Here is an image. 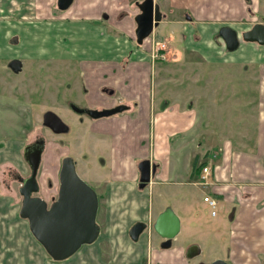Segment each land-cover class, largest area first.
I'll use <instances>...</instances> for the list:
<instances>
[{
    "label": "crops",
    "instance_id": "0c3cea01",
    "mask_svg": "<svg viewBox=\"0 0 264 264\" xmlns=\"http://www.w3.org/2000/svg\"><path fill=\"white\" fill-rule=\"evenodd\" d=\"M35 1L36 13L31 11L34 1L30 2L25 18L36 16L43 19L45 26L57 24L68 32L70 30L65 46L70 42L74 44L70 49L73 56L119 62L136 57L141 62H150L151 40L149 50L147 46L140 48L132 32L137 26L136 21L131 20L130 28H127L131 18L129 6L136 17L140 12L138 3L143 0H74L55 20H52L55 0ZM157 2L165 17L156 28V36L161 40L177 39L184 47L182 51L173 50L177 57L171 59L172 65L184 56L188 65L206 63L208 67L234 73L228 81L214 79L210 83L205 81L203 86L204 93L210 89L215 91L214 105L219 89L241 91L242 96H232L237 105L234 104V128H231L230 118L228 124L221 121L217 127L214 122L211 127V124L204 125L205 116L199 124L200 116L194 103L183 101L180 96L183 92L173 81H166L162 88L164 93L154 101L150 92L141 96V87L135 81L104 80L108 85L121 88L123 100L130 106L123 113L92 124L90 145L95 148L94 143H101L102 150L96 157L101 155L107 159L104 167L108 174L106 171H103V177L93 174L98 187L106 194L105 225L97 241L55 264H144L147 259L151 260L150 264H186L179 246L163 249L159 245L160 238L150 240L149 232L142 233L138 241L130 237L132 224L154 215L149 203V188L142 190L137 184L141 173L137 164L148 154L159 165L150 185L171 186L167 190L170 193L177 190L175 186L183 184L200 186L201 170H195V162L198 167L200 164L211 166L212 185L207 189L211 195L224 196L222 210L229 212L231 225L227 254L225 258H218L228 264H264V45L243 38L244 32L262 21L255 13L264 9L260 2L256 11L257 0ZM110 6L113 7L108 17L101 19L102 11ZM116 15L123 17L125 29H116ZM224 26L238 31V49H227L219 34ZM163 29L170 30L169 37L161 36ZM111 42L116 43L112 48ZM217 77L222 78L221 75ZM255 79L259 80L257 84ZM132 94L134 96L130 97ZM224 102L228 103L226 98ZM142 145L145 150L132 154L130 159L123 158L126 150L133 152ZM221 231L217 227L216 232L221 234ZM106 242L111 248L109 256L104 255Z\"/></svg>",
    "mask_w": 264,
    "mask_h": 264
},
{
    "label": "rangeland",
    "instance_id": "374dc122",
    "mask_svg": "<svg viewBox=\"0 0 264 264\" xmlns=\"http://www.w3.org/2000/svg\"><path fill=\"white\" fill-rule=\"evenodd\" d=\"M33 1L31 11L36 13L35 3L37 2L35 0H26L25 10L27 11L26 7ZM260 2L264 9V0H257L256 11ZM111 7L113 6L102 11L101 19L108 17ZM67 10L54 7L53 20L58 19ZM128 11L131 18L128 20L127 28H130L131 20L136 21V17L131 5ZM13 12L14 10L11 13ZM11 13L1 14L0 12V264H55L44 247L33 236L28 221L20 216L22 197L19 194L18 176L30 175V168L23 153L28 143L41 136L45 139L46 146L39 174L46 193H53L60 182L58 172L61 168V159L67 155L80 159L77 167L79 175L95 190H98V182L93 174L103 177V171L108 174V169L104 167L103 170L102 165L99 164L101 162L96 158L102 150L101 143H94L97 146L95 148L90 145L91 127L89 125H92L94 120L86 113L79 114L73 111L70 103L86 109H88L87 106L94 105L97 99L100 104L104 103L101 100L106 101L108 97L102 93V86L106 85L103 77L108 82L113 80L122 83L135 81L141 87L139 90L142 93L141 96L144 97L143 94L153 92L154 101L159 99L160 93H164L162 92L163 85L169 80L179 84L178 90L183 92L180 95L183 101L194 103L198 116H200L199 124L203 123L205 116L204 125L211 124V127L214 122L217 127L221 121L228 124L227 121L230 118L231 128H234V108L237 105L232 96L240 97L243 94L238 89L221 88L218 91L217 103L214 105L215 91L210 89L204 93L205 81L209 83L214 79L222 82L228 81L234 73L208 67L206 63L188 65L184 56L183 60L172 65L170 60L177 56L170 55L168 64L157 62L154 69L150 62H141L138 59L128 62L126 59L122 62L113 59L107 60L108 62L97 60L93 63L94 60L83 58L82 62H77L78 60H75L70 53L74 44L70 42L68 46H65L71 34L70 30L68 32L66 28H61L57 24L45 26L42 24L43 19L36 16L26 17L25 24L13 17L4 16ZM255 16L258 19L264 17V10ZM122 19L123 17L119 18L118 15L114 18L116 29L126 28V22ZM135 29L132 30L134 37H136ZM85 34L86 32L78 36ZM89 34L93 35L90 32ZM169 35V29L162 30L161 36L169 37ZM150 37L143 45V47L147 46L148 50ZM166 41L173 50L178 48L182 51L184 48L177 39H166ZM114 44L116 43H110L111 48ZM13 58L23 61L24 69L18 73L7 65L8 61ZM120 63L126 66L123 67ZM78 64L80 66L78 71H80L75 76L72 69ZM100 67L102 68L99 70ZM221 70L223 71L220 73ZM219 75L222 78L217 77ZM259 80L255 79L256 84ZM67 82H70L71 88L66 85ZM133 96L132 94L130 97ZM225 98L227 104L224 102ZM49 111L59 115L68 128L66 131L54 133L43 125V116ZM137 148L139 149L133 152L126 150L122 155L123 158L130 159L132 154L139 153L142 149L145 150L143 145ZM86 152L90 155L88 156L90 163L86 162L90 165L89 167L85 166L83 159L85 158L83 154ZM202 181L201 176L198 181L199 187L189 184L175 186L177 190L173 189L172 193L167 191L171 186L165 184H152L148 187L153 217L157 215V212H161L162 206H166V208L171 207L181 218V232L174 244L183 250L184 260H186L184 250L189 245L198 244L202 249L201 256L196 258L192 264H198L200 261L211 264L219 256L225 258L230 235L229 227H231L229 212L222 210L221 202L225 200L224 196L222 194L213 195L219 203L217 208L219 216L213 217L210 207L203 201L204 192H210L207 189L209 186L203 187ZM209 181L212 183L211 177ZM48 182L52 183L53 188L50 189ZM101 189L99 188V193H102ZM105 205L106 202L102 199V207L98 214V222L102 224L104 213L105 215L107 213ZM217 227L222 229L221 234L216 232ZM149 233L150 240L159 239L158 234L152 228ZM105 247L104 255L109 256L111 248L107 242ZM150 261L147 259L144 264H150Z\"/></svg>",
    "mask_w": 264,
    "mask_h": 264
},
{
    "label": "water",
    "instance_id": "95a60500",
    "mask_svg": "<svg viewBox=\"0 0 264 264\" xmlns=\"http://www.w3.org/2000/svg\"><path fill=\"white\" fill-rule=\"evenodd\" d=\"M74 0H58L61 10L69 8ZM140 13L136 17L137 42L142 44L149 37L154 28L164 17L160 4L156 0H144L138 4ZM220 34L229 51L240 46L239 33L231 26H224ZM243 38L249 42L264 45V20L257 22L243 33ZM19 67L13 70L18 73L22 70L21 61H15ZM125 106L104 111L89 110L93 118L114 115L125 110ZM84 111V110H82ZM45 125L56 132L66 131L68 128L61 118L54 112L44 115ZM44 143L27 145L24 158L30 166L31 174L24 179L21 194L24 196L20 216L27 220L30 230L37 241L44 247L47 254L55 261L67 260L75 255L84 245L94 243L100 235V225L97 222L100 200L96 190L79 175L75 161L72 157L64 160L60 171V189L58 199L48 208V202L40 196H33L40 191L38 174L41 166ZM141 171L140 188L151 183V175L156 173V167H151L149 160L139 165ZM148 224L137 221L130 229V237L138 241L141 234L147 230ZM153 229L162 238H165L163 248L171 247L173 239L181 232V218L171 208L167 207L157 216ZM188 256L193 257L201 253L198 245L188 250ZM212 264H228L224 259L218 258Z\"/></svg>",
    "mask_w": 264,
    "mask_h": 264
},
{
    "label": "flooded vegetation",
    "instance_id": "af4514ba",
    "mask_svg": "<svg viewBox=\"0 0 264 264\" xmlns=\"http://www.w3.org/2000/svg\"><path fill=\"white\" fill-rule=\"evenodd\" d=\"M144 1V0H143ZM142 1V2H143ZM55 2V1H54ZM54 2H53V11H52V13L54 12V7H57V9H59V10H61L60 8H59V5H58V0H56V2H55V5H54ZM142 2H139V3H142ZM156 2H157V0H156ZM138 3V4H139ZM157 3H159V2H157ZM34 5V4H33ZM160 7H161V5H160ZM0 8H1V10H0V12H1V14H4V13H11L12 12V10H14V12L13 13H11L10 15L9 14H5L4 16H10V17H13V18H15V19H18V21L19 22H21L22 24H25V0H0ZM138 8H139V6H138ZM140 10V9H139ZM161 10H162V7H161ZM162 12H163V10H162ZM140 13V12H139ZM139 13L137 14V16L139 15ZM164 14V13H163ZM136 16V17H137ZM164 17H165V15H164ZM164 17L162 18V21L164 20ZM260 20L262 19V21L264 20V17H262V18H259ZM53 20V19H52ZM55 20V19H54ZM161 21V22H162ZM160 22V23H161ZM137 23V22H136ZM160 23H159V25H160ZM54 24V23H53ZM158 25V26H159ZM158 26L157 27H155L154 28V31L151 33V37H150V40H151V51H150V63H151V65H152V68L154 69L155 68V66H156V63L157 62H161V63H164V62H167V61H169V56L170 55H175L174 54V51H173V49H171L170 48V46H169V44L167 43V41L166 40H161V39H159L158 38V36H156V28H158ZM136 28H137V26H136ZM135 31H136V29H135ZM220 34V33H219ZM221 35V34H220ZM15 37L17 36V35H14ZM136 37V44H137V46L138 47H143V45L145 44V41H146V39L148 38H145L144 39V41H143V43L142 44H138V42H137V35H135ZM12 43H13V41H12ZM228 49V48H227ZM62 57H66V56H62ZM75 57V60H78L77 62H79V61H81L82 62V60H83V58H84V56H74ZM89 59H91V60H94V62L93 63H95V62H97V60H100L101 62H105V61H107V60H109V59H107V58H102V59H98V58H93V57H88ZM133 59H137L136 57H133V58H131L130 57V61L131 60H133ZM173 59V58H172ZM17 60H19V61H21V68H22V70L24 69V66H23V61L21 60V59H18V58H13V59H11V60H9L8 61V63H7V65H8V67L9 68H11L12 70H13V68L14 67H19V65L18 64H16V62L15 61H17ZM171 61V60H170ZM108 62V61H107ZM68 67H70V66H68ZM102 67H100L99 68V70L101 69ZM76 69V70H75ZM78 69H80V66H79V64H78V66L76 67L75 66V68L74 69H72V72L73 73H75V76H77L78 75V73H79V71H78ZM14 71V70H13ZM78 71V72H77ZM104 80H106L104 77H103V81ZM66 85H68L69 86V88H71V84H70V82H67L66 83ZM62 86V85H61ZM84 89V88H83ZM85 90V89H84ZM102 93L106 96V97H108V98H106V101L105 100H101L102 102H104V103H102V104H100L99 103V99H97L96 101H94V105H92V106H87V108L88 109H86V108H83V107H80V106H78V105H76V104H71L70 103V108L73 110V111H75V112H77V113H79V114H83V113H86L88 116H90V118L91 119H93L94 120V122L95 121H98V120H100V119H103V118H108V117H111V116H114V115H117V114H120V113H123V112H125V111H127L129 108H130V106L129 105H127V103L123 100V95H122V92L117 88V87H115V86H113V85H108V84H106V85H103L102 86ZM151 95H153V92H151L150 93ZM122 107V106H125L126 108H125V110H123V111H121V112H119V113H116V114H114V115H111V116H107V117H101V118H93V116H94V114L93 113H89V110H97V111H104V110H107V109H115V108H117V107ZM82 110H84V111H82ZM47 113V112H46ZM45 113V114H46ZM44 114V115H45ZM59 116V115H58ZM62 120V119H61ZM43 125L44 126H46V128H48V129H50L52 132H54V133H58V132H56V131H54L52 128H50L49 126H47V125H45V122H44V116H43ZM89 127H91V130H92V125L90 124L89 125ZM44 143V147L46 146V141H45V139L44 138H42L41 136H38V138H36L34 141H32L31 143H28L27 145H33V144H39V143ZM26 145V146H27ZM25 146V147H26ZM44 152H45V148H44V151H43V154H44ZM43 154H42V156H43ZM86 154V155H85ZM85 154H83V157H85V158H83L84 160H85V166L86 167H89L90 165H88L90 162H89V157L88 156H90L89 155V153H85ZM23 155H24V153H23ZM85 155V156H84ZM68 157H72V156H69V155H67V156H65L63 159H61V168H62V165H63V162H64V160L66 159V158H68ZM73 159H74V161H75V165H76V168L79 166V161H80V159L79 158H75V157H72ZM96 158H98V160L101 162V163H99L100 165H102L101 166V168H103L106 164H107V159L105 158V157H103V156H101V155H98V157H96ZM25 159V158H24ZM26 160V159H25ZM146 160H149L150 162H151V167L152 166H155L156 167V173H157V169H158V164L157 163H155V161L153 160V157L152 156H147V157H145V158H143L140 162H139V164H137V166H139L140 165V163L141 162H143V161H146ZM27 161V160H26ZM41 162H42V160H41ZM88 164H87V163ZM28 163V162H27ZM28 165H29V163H28ZM29 168H30V166H29ZM61 168L59 169V172H58V175H60V171H61ZM140 169V168H139ZM40 170V169H39ZM78 171V170H77ZM141 172V171H140ZM156 173L154 174V175H151V180L155 177V175H156ZM30 174H31V170H30ZM30 176V175H29ZM29 176H26V177H22V176H18V180L20 181V187H19V194L21 195V197H22V201H23V198H24V196L21 194V189H22V187L24 186V179H26V178H28ZM140 177H141V173H140ZM82 178V177H81ZM89 178V177H88ZM58 179H59V181H60V176H58ZM90 179V178H89ZM102 179V178H101ZM41 180H42V177H40V174H38V181H39V186H40V191L38 192V193H36V194H33V196H40V197H42L43 199H45L47 202H48V208H50V206L58 199V197H59V189H60V182L58 183V185L55 187V191L53 192V193H51V192H49V193H46L45 192V188H43L44 186H43V183L41 182ZM91 180V179H90ZM48 184H49V186H50V189L51 188H53V185H52V183H49L48 182ZM138 184H140V178H139V182H138ZM98 188V190H96V192H97V194H98V196H99V200H100V206H99V211H100V209H101V207H102V199H106V194L104 193V190H103V188L101 189L102 191V193H99V187H97ZM21 207H22V204H21ZM20 207V208H21ZM105 208H106V205H105ZM166 209V206L161 210V211H163V210H165ZM106 210V209H105ZM102 212V211H101ZM106 212V211H105ZM160 213V212H159ZM159 213L153 218V217H151V218H147V219H142L141 221H144V222H146L147 224L149 223V221H150V223H151V225L153 226V223L155 222V220H156V218H157V216L159 215ZM98 214H99V212H98ZM104 218V223L102 224V223H99L98 222V216H97V222H98V224L100 225V234H101V230L103 229V227H104V225H105V218H106V215H105V213H104V216H103ZM136 223V222H135ZM134 223V224H135ZM134 224H132V226L134 225ZM131 226V227H132ZM147 229H148V227H147ZM153 229V228H152ZM154 230V229H153ZM158 234V233H157ZM158 236H159V238H160V241H159V245H160V247L161 248H163L162 247V245H163V243L165 242V238H162L159 234H158ZM100 237V236H99ZM177 238H178V236H177ZM177 238H175V239H173V241H172V243H171V247H169V248H165V249H171V248H174L175 246L177 247L178 245H175L174 244V241L175 240H177ZM193 245H198V244H191V245H189L185 250H184V253H185V259L187 260V262H186V264H192V262L196 259V258H199L200 256H201V254H202V249H201V253L199 254V255H196V256H193V257H189L188 256V250H189V248L191 247V246H193ZM199 246V245H198ZM200 247V246H199ZM164 249V248H163ZM218 259V258H217ZM185 260V261H186ZM215 261V260H214ZM214 261H212L211 262V264L214 262ZM198 264H205V263H203L202 261H200V262H198Z\"/></svg>",
    "mask_w": 264,
    "mask_h": 264
},
{
    "label": "built area",
    "instance_id": "2783aa9c",
    "mask_svg": "<svg viewBox=\"0 0 264 264\" xmlns=\"http://www.w3.org/2000/svg\"><path fill=\"white\" fill-rule=\"evenodd\" d=\"M211 176V167L210 166H205L202 171V179L203 181L201 182V185L203 187H208L212 183L209 181ZM203 201L208 204V206L211 209V215L215 217L217 215V208L219 206L218 201L209 194H205L203 197Z\"/></svg>",
    "mask_w": 264,
    "mask_h": 264
},
{
    "label": "trees",
    "instance_id": "16d2710c",
    "mask_svg": "<svg viewBox=\"0 0 264 264\" xmlns=\"http://www.w3.org/2000/svg\"><path fill=\"white\" fill-rule=\"evenodd\" d=\"M204 164H201V165H199V167L197 166V163L195 162V170H201L204 166H203ZM141 189V188H140ZM143 190V189H142ZM99 239V238H98ZM51 258V257H50ZM52 259V258H51ZM54 261V260H53Z\"/></svg>",
    "mask_w": 264,
    "mask_h": 264
},
{
    "label": "bare ground",
    "instance_id": "6f19581e",
    "mask_svg": "<svg viewBox=\"0 0 264 264\" xmlns=\"http://www.w3.org/2000/svg\"><path fill=\"white\" fill-rule=\"evenodd\" d=\"M172 8V7H171ZM184 11V10H183ZM188 11V10H187ZM180 12V11H179ZM181 13V12H180ZM190 14V13H189ZM256 14V13H255ZM169 17V16H168ZM182 17V16H181ZM192 17V16H191ZM121 53V52H120ZM120 61V60H119ZM132 105V104H131ZM197 129V128H196ZM192 149V148H191ZM193 156V155H192ZM194 169V168H193ZM187 181V180H186ZM138 184V183H137ZM126 187V186H125ZM212 194V193H211ZM191 222V221H190Z\"/></svg>",
    "mask_w": 264,
    "mask_h": 264
}]
</instances>
